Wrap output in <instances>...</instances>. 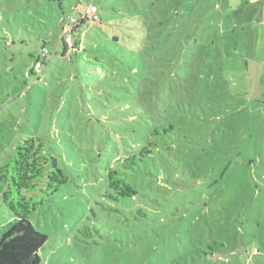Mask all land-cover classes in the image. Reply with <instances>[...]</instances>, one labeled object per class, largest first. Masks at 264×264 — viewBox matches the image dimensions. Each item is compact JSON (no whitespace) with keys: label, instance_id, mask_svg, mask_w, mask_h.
Wrapping results in <instances>:
<instances>
[{"label":"rangeland","instance_id":"rangeland-1","mask_svg":"<svg viewBox=\"0 0 264 264\" xmlns=\"http://www.w3.org/2000/svg\"><path fill=\"white\" fill-rule=\"evenodd\" d=\"M28 135L67 174L30 218L40 264H264L258 0H0V166Z\"/></svg>","mask_w":264,"mask_h":264},{"label":"trees","instance_id":"trees-1","mask_svg":"<svg viewBox=\"0 0 264 264\" xmlns=\"http://www.w3.org/2000/svg\"><path fill=\"white\" fill-rule=\"evenodd\" d=\"M87 20L94 26L99 25L95 12L81 14L62 27L64 33L60 37V44L63 55L68 50L81 48L80 37L73 39V34ZM67 35L70 36L69 41L66 40ZM42 51L48 54L45 48ZM38 59L42 67L46 56L42 58L40 54L36 61ZM142 150L148 151L146 148ZM125 161L134 163V157H128ZM126 179V173L119 169H109L107 172L108 195L116 201L131 199L137 193ZM66 182L67 174L58 166L57 159L48 151L42 137L28 135L15 145L7 161L0 166V201L13 217L0 228V264L41 263L39 251L47 236L33 227L30 218L43 201ZM37 190L40 195H30Z\"/></svg>","mask_w":264,"mask_h":264},{"label":"built area","instance_id":"built-area-1","mask_svg":"<svg viewBox=\"0 0 264 264\" xmlns=\"http://www.w3.org/2000/svg\"><path fill=\"white\" fill-rule=\"evenodd\" d=\"M96 12V9L94 8V7H89V8H87V14H94ZM66 40L67 41H69L70 40V36L69 35H67L66 36ZM46 56V51H42V53H41V57L43 58V57H45ZM34 67L36 68V69H40L41 68V61H40V59H38L36 62H35V65H34Z\"/></svg>","mask_w":264,"mask_h":264},{"label":"crops","instance_id":"crops-1","mask_svg":"<svg viewBox=\"0 0 264 264\" xmlns=\"http://www.w3.org/2000/svg\"><path fill=\"white\" fill-rule=\"evenodd\" d=\"M259 6L264 7V0H258Z\"/></svg>","mask_w":264,"mask_h":264}]
</instances>
